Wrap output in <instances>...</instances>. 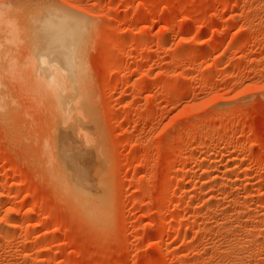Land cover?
<instances>
[{
    "label": "rangeland",
    "instance_id": "1",
    "mask_svg": "<svg viewBox=\"0 0 264 264\" xmlns=\"http://www.w3.org/2000/svg\"><path fill=\"white\" fill-rule=\"evenodd\" d=\"M5 1L20 31L17 44L0 31L16 114L0 119V264H264V0ZM55 11L83 27L73 59L93 112L72 130L98 131L88 148L108 176L80 192L105 229L42 148L54 112L38 78L69 44L45 57L33 34Z\"/></svg>",
    "mask_w": 264,
    "mask_h": 264
},
{
    "label": "bare ground",
    "instance_id": "2",
    "mask_svg": "<svg viewBox=\"0 0 264 264\" xmlns=\"http://www.w3.org/2000/svg\"><path fill=\"white\" fill-rule=\"evenodd\" d=\"M0 2H1V0H0ZM5 3H6V1L0 3V31H3V30L5 31V32L3 31L5 33V36L4 37L2 36V37L6 39V42L9 41L8 43H10V42L15 43L17 41V39L19 38V31L20 30H18V28H17V25L19 22H17V24H16L14 17L11 18L12 14H11V17L8 15V13H10L8 11H10V9L13 7L14 4H12V6H11V5H6ZM17 16H19V15H17ZM72 16L67 15V14H60V13L55 11V12H53L51 17L43 18L42 20H40V22L42 24H44V26L46 28L44 26L42 27V24L40 23L41 25H40L39 29L40 30L42 29L43 31L39 32V29H37L38 30V31L36 30L37 33L34 32V34H33L34 36L36 35V37H38L37 34L39 33L40 39L35 37L36 39L39 40L38 41L35 39L36 40L35 43H37V46L35 45L37 47L36 51L38 52L39 55L41 54V55H44L45 57H47V55H49V56L52 55V53L55 56H60V52H59L60 48L57 49V48H55V46H61V44H65V43L69 44V46L66 47L67 50H64V52H65V55L63 56L64 60H53L50 57L48 58V59H51L50 63H52L50 65V70L54 69V71L49 72V75H47V76H40L38 78L39 79L38 80L39 90L46 98L49 99L48 101L51 102L52 108H53V110L52 109L51 110L54 112V119L51 120V121H53L52 125H51V133L49 135V139L46 140V142H45L44 146H42V148L44 147L43 148L45 151L44 154L45 153L47 154V159H46L47 164L46 165L49 166L48 167L49 169L52 168L53 180H55L56 183L59 185V187L62 188L60 190H63V193L69 198V200L71 199L74 202V204L77 206V208L80 210V212L82 211L81 214L82 215L84 214L85 218L88 220V222L91 225H93L94 227H96L98 229H105L108 225V224H106L107 223V218H106L107 212H106V210L99 205L100 202L94 203L91 199L86 197L85 194H81V192H80L81 189L85 193H90L93 190H96V188H97L96 180H101L100 176L107 178V176H108L107 171L108 170L105 167V166H107L105 163H104L105 164V166H104L103 164H98V162L96 161V159H98V157L96 155V149H94L95 150L94 151V150H92L93 149L92 147H90L92 149L88 148L89 144L90 145L94 144L92 138H94L95 136L99 137L97 135L98 131H96L92 127L87 128L86 126H84V128L87 131H90V132L95 131V133H96V135H92V138L90 139L91 135L89 137L85 135V137L79 138L75 134V132L72 130V127H73L72 125L76 124L75 123L76 121L79 123L81 121V118H80L81 116H79V115L82 112H84L81 109L85 110V112H86V110L89 111V108H87V107L90 106V108H92V102H90L91 105L87 106L89 104V102L86 103L87 102L86 99H89L90 97L87 98L86 90L84 88H82L84 85H82L81 87L78 85V83L81 84L83 81H85V78H86L85 70L82 69V65H80L77 61L74 63V59H73L74 58V52H75L73 47L76 46L77 42H82V40L79 41V39H81L80 30H81L82 24L78 19H76ZM15 44H17V43H15ZM38 44H39V46H38ZM78 45H80V44H78ZM77 47H79V46H77ZM45 50L47 51V53H46L47 55L44 53ZM79 61H80V59H79ZM1 65H3V64H1ZM7 65H9V64H7ZM51 66H54V67L51 68ZM11 67H13V66L11 65ZM11 67H10V69H12ZM1 68H3V67H1ZM10 69H6V70H10ZM8 72H10V71H8ZM5 73H7V72H4L3 74H5ZM3 74H0V117H1L0 119H3V121L7 122V125L10 126V124L15 125V121H12V119H14V116H16V114L15 115L13 114V112L15 111L14 110L15 107L13 106L14 105L13 103L15 101L12 102L10 99H6V94L8 93V91H6V93H5V91L2 90V88H1V86L6 85L3 83L4 82L3 81V79H4ZM8 77H10V76H8ZM5 82H6V80H5ZM6 86H8V85H6ZM89 94L90 93H87V95H89ZM11 96H12V94H11ZM44 96H42V97H44ZM17 99H18V97H17ZM16 109H19V108H16ZM80 110L82 112L79 114ZM91 110L89 112H93V110L92 111ZM88 111H87V114H89ZM18 114L19 113H17V115ZM12 115H13V117H12ZM10 117H12V118H10ZM17 119H19V118H17ZM14 120H16V119H14ZM17 121H16V124H17ZM83 121H84V119H83ZM12 122H14V123H12ZM82 123H85V122H81V124ZM92 125H94V124H92ZM94 127H95V125H94ZM17 128L16 129L19 130V127H17ZM75 130H76V128H75ZM99 130H101V129H99ZM78 131H79V128H78ZM17 133H19V132H17ZM17 133H15V134H17ZM99 135H101V134H99ZM103 140H104V138H103ZM91 141H92V144H91ZM94 142H96V139ZM97 148H99V147H97ZM40 150H42V149H40ZM88 162H90L93 165V167L91 168L92 170H87V163Z\"/></svg>",
    "mask_w": 264,
    "mask_h": 264
}]
</instances>
